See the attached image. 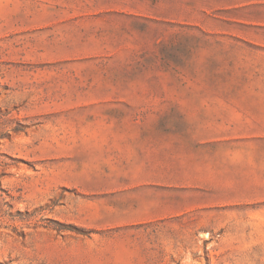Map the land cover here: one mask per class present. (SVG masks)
<instances>
[{
    "label": "rangeland",
    "instance_id": "rangeland-1",
    "mask_svg": "<svg viewBox=\"0 0 264 264\" xmlns=\"http://www.w3.org/2000/svg\"><path fill=\"white\" fill-rule=\"evenodd\" d=\"M264 0H0V264H264Z\"/></svg>",
    "mask_w": 264,
    "mask_h": 264
},
{
    "label": "crops",
    "instance_id": "crops-1",
    "mask_svg": "<svg viewBox=\"0 0 264 264\" xmlns=\"http://www.w3.org/2000/svg\"><path fill=\"white\" fill-rule=\"evenodd\" d=\"M223 112L237 116L238 128L244 135L264 136V96L224 100Z\"/></svg>",
    "mask_w": 264,
    "mask_h": 264
}]
</instances>
